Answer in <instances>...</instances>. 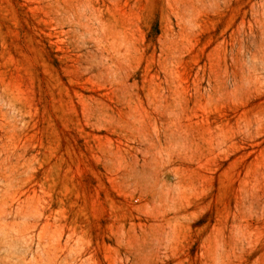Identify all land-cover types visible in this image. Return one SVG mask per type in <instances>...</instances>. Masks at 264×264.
Segmentation results:
<instances>
[{
    "label": "rangeland",
    "instance_id": "obj_1",
    "mask_svg": "<svg viewBox=\"0 0 264 264\" xmlns=\"http://www.w3.org/2000/svg\"><path fill=\"white\" fill-rule=\"evenodd\" d=\"M0 264H264V0H0Z\"/></svg>",
    "mask_w": 264,
    "mask_h": 264
}]
</instances>
